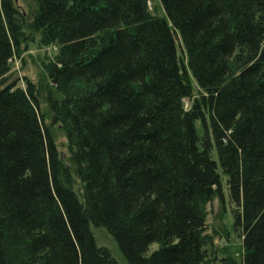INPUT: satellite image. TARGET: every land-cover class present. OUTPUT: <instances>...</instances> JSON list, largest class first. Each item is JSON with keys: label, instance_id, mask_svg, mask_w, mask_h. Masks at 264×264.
I'll list each match as a JSON object with an SVG mask.
<instances>
[{"label": "trees", "instance_id": "trees-1", "mask_svg": "<svg viewBox=\"0 0 264 264\" xmlns=\"http://www.w3.org/2000/svg\"><path fill=\"white\" fill-rule=\"evenodd\" d=\"M150 1L0 0V264H119L92 225L128 264H264V0ZM28 29L59 45L63 96L2 80ZM222 175L241 261L211 248Z\"/></svg>", "mask_w": 264, "mask_h": 264}, {"label": "rangeland", "instance_id": "rangeland-1", "mask_svg": "<svg viewBox=\"0 0 264 264\" xmlns=\"http://www.w3.org/2000/svg\"><path fill=\"white\" fill-rule=\"evenodd\" d=\"M16 5L26 15L32 12L35 8L34 0H16ZM150 7L151 10L159 16H166L160 0H151ZM27 34L30 38L26 47L23 46L20 54L13 58L10 63V70L2 77V80H8L7 82H17L18 86L24 87V78L27 77L38 86L42 85L44 88L50 87L58 90V95L60 97L63 96L60 87L54 84L49 78V70L51 65L56 61L59 52V45L56 43L44 44L40 32L28 29ZM178 50L181 57L186 60V54L180 39H178ZM193 87L194 93L198 96L199 88L195 81H193ZM75 90L81 91V88L77 86ZM191 106L192 101L185 99V107L190 109ZM41 112L46 126L50 129L55 138L62 160L67 162L69 158L68 140L62 124L56 115L50 110L43 97L41 99ZM197 127L201 130L200 123L198 122ZM222 178L224 192L223 198L217 197L207 205V222L209 224V231L214 235V244L211 248L217 252L219 257L232 256L238 261H241L244 254L242 233L240 230L235 229L233 215L235 205L229 200L225 176L222 175ZM78 188L79 185L76 186V190ZM91 228L99 246L109 248L119 264H128L119 249L117 242L104 227H96L92 225ZM158 247V243L152 244L150 252L158 249Z\"/></svg>", "mask_w": 264, "mask_h": 264}]
</instances>
